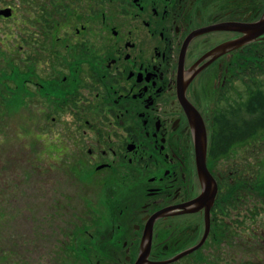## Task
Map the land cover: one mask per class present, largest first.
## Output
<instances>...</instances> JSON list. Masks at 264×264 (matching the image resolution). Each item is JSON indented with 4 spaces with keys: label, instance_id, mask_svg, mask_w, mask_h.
Returning a JSON list of instances; mask_svg holds the SVG:
<instances>
[{
    "label": "flooded vegetation",
    "instance_id": "flooded-vegetation-1",
    "mask_svg": "<svg viewBox=\"0 0 264 264\" xmlns=\"http://www.w3.org/2000/svg\"><path fill=\"white\" fill-rule=\"evenodd\" d=\"M20 1L17 30L34 35L36 50L17 66L32 85L41 131L64 112L80 118L62 128L64 139L43 144L73 153L83 194L101 195V204L83 207L81 230L67 231L60 260L199 264L210 241L227 246L248 235L264 246L259 167L247 165L246 140L211 152L216 118L245 99L247 58L264 54V33L254 27L264 21V0ZM4 8L12 15L0 20L14 18L16 9ZM195 128L205 137V174ZM88 210L98 220L88 221ZM205 230L196 250L176 258Z\"/></svg>",
    "mask_w": 264,
    "mask_h": 264
},
{
    "label": "rangeland",
    "instance_id": "rangeland-1",
    "mask_svg": "<svg viewBox=\"0 0 264 264\" xmlns=\"http://www.w3.org/2000/svg\"><path fill=\"white\" fill-rule=\"evenodd\" d=\"M2 7L16 9V13L11 20H0V264H83V255L61 261L59 249L65 238L71 239L67 231L74 235L83 227V207L101 204V195L95 201L83 194V167L72 159L73 153L64 156V148L60 152L56 148L47 150L43 144L53 141L58 133L65 137L67 131L62 128L73 129L80 118L64 112L41 131L46 123L34 113L32 85L17 66L22 54L32 62L34 35L27 33L28 37H23L18 33V23L25 13L22 1L0 0ZM36 39L42 41L40 37ZM13 41L18 42L16 47ZM12 58L16 63L10 68L8 61ZM27 66L25 69L31 70V63ZM40 131L42 134L37 133ZM77 139L82 141L80 135ZM246 146L251 156L247 165L256 163L259 167L258 191L264 200V130L246 140ZM240 151L241 147H237L230 156ZM88 212V221H95L98 214ZM257 221L264 232V211ZM246 237L227 246L210 241L199 253V264H264V246ZM78 244V249L83 247V241ZM231 256L234 258L229 259Z\"/></svg>",
    "mask_w": 264,
    "mask_h": 264
},
{
    "label": "trees",
    "instance_id": "trees-1",
    "mask_svg": "<svg viewBox=\"0 0 264 264\" xmlns=\"http://www.w3.org/2000/svg\"><path fill=\"white\" fill-rule=\"evenodd\" d=\"M17 45L18 42L13 41V47ZM14 60L9 59L10 68L16 63ZM247 68L248 83L244 101L236 109L216 118L217 133L212 138L213 154L224 153L227 143L231 141L249 140L258 131L264 130V84L256 82L258 77H264V54L261 50L247 58Z\"/></svg>",
    "mask_w": 264,
    "mask_h": 264
},
{
    "label": "water",
    "instance_id": "water-1",
    "mask_svg": "<svg viewBox=\"0 0 264 264\" xmlns=\"http://www.w3.org/2000/svg\"><path fill=\"white\" fill-rule=\"evenodd\" d=\"M11 15H12V10L10 8H4V9L0 10V17H2V18H5V19L10 18ZM260 24L261 25L258 28H257V25L254 26V27H256V30H257L256 32H257L258 35L264 33V21L261 22ZM231 46L233 48L234 46H238V45H231ZM231 46H230V48H231ZM194 143H195V145L197 147L199 145H202V151H201V157H200V166H201L200 171H202V173L205 174L206 171H205L204 165H203V154H204V146H205V137H204V133L201 132L199 129L197 130L196 128H195V134H194ZM205 234H206V230L204 232L203 238L200 241V243H198L196 246L192 247V249H190V250L182 253L181 255L177 256L176 258H180V257H182V256H184V255H186L188 253H191L193 250H196L201 245V243L203 242ZM136 264H142V263L139 261Z\"/></svg>",
    "mask_w": 264,
    "mask_h": 264
}]
</instances>
